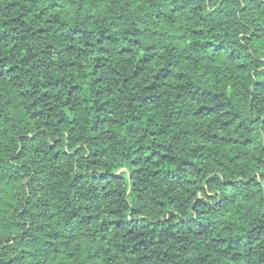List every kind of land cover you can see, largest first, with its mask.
Wrapping results in <instances>:
<instances>
[{"label":"trees","instance_id":"16d2710c","mask_svg":"<svg viewBox=\"0 0 264 264\" xmlns=\"http://www.w3.org/2000/svg\"><path fill=\"white\" fill-rule=\"evenodd\" d=\"M0 264H264V0H0Z\"/></svg>","mask_w":264,"mask_h":264}]
</instances>
